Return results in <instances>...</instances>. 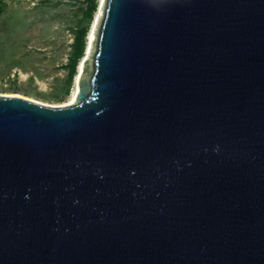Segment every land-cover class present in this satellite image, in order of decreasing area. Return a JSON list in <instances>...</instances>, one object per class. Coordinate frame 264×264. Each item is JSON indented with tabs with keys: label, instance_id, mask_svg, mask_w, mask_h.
<instances>
[{
	"label": "water",
	"instance_id": "1",
	"mask_svg": "<svg viewBox=\"0 0 264 264\" xmlns=\"http://www.w3.org/2000/svg\"><path fill=\"white\" fill-rule=\"evenodd\" d=\"M0 264H264V0H105L74 102L0 94Z\"/></svg>",
	"mask_w": 264,
	"mask_h": 264
},
{
	"label": "rangeland",
	"instance_id": "2",
	"mask_svg": "<svg viewBox=\"0 0 264 264\" xmlns=\"http://www.w3.org/2000/svg\"><path fill=\"white\" fill-rule=\"evenodd\" d=\"M84 8L75 0H0V93L52 105L69 101L75 83L66 64L74 30L88 24Z\"/></svg>",
	"mask_w": 264,
	"mask_h": 264
},
{
	"label": "trees",
	"instance_id": "3",
	"mask_svg": "<svg viewBox=\"0 0 264 264\" xmlns=\"http://www.w3.org/2000/svg\"><path fill=\"white\" fill-rule=\"evenodd\" d=\"M75 1H78L81 4H85L84 12L88 17V24L86 26L78 27L74 30V39L71 44V52L68 58L69 60L66 64L69 69V83L73 81L75 74H77V66L85 55L87 47L86 41L88 40L87 34L89 33L90 23L93 20L95 12L97 13L98 10V0Z\"/></svg>",
	"mask_w": 264,
	"mask_h": 264
},
{
	"label": "bare ground",
	"instance_id": "4",
	"mask_svg": "<svg viewBox=\"0 0 264 264\" xmlns=\"http://www.w3.org/2000/svg\"><path fill=\"white\" fill-rule=\"evenodd\" d=\"M104 2H105V0H101V5H100V8H99V13L96 15L95 21H94V23L92 25V28H91V30L89 32V35H88L89 36L88 37V44H87V47H86L85 55L81 59V61L79 63V71L75 75V88H74L73 94L70 97L69 101L66 102V103H64L65 105L66 104H71L72 102H74L77 99L78 92H79V83H80L82 74H83L84 69H85V65H86V61H87L89 49H90V46H91L92 38H93V35H94V32H95V29H96V26H97V23H98V20H99L101 11L103 9ZM0 94H2V95H10V94H14V93H0Z\"/></svg>",
	"mask_w": 264,
	"mask_h": 264
}]
</instances>
